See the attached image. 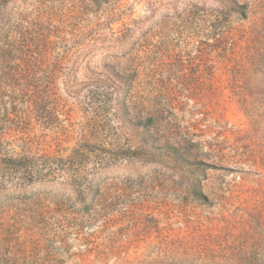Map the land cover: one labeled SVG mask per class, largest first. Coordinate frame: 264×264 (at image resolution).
<instances>
[{"label": "rangeland", "instance_id": "rangeland-1", "mask_svg": "<svg viewBox=\"0 0 264 264\" xmlns=\"http://www.w3.org/2000/svg\"><path fill=\"white\" fill-rule=\"evenodd\" d=\"M0 264H264V0H0Z\"/></svg>", "mask_w": 264, "mask_h": 264}]
</instances>
